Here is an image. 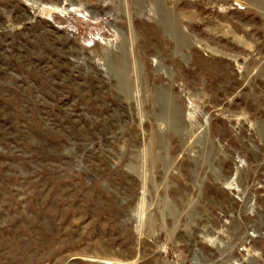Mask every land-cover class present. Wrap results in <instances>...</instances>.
Returning a JSON list of instances; mask_svg holds the SVG:
<instances>
[{
  "label": "rangeland",
  "instance_id": "obj_1",
  "mask_svg": "<svg viewBox=\"0 0 264 264\" xmlns=\"http://www.w3.org/2000/svg\"><path fill=\"white\" fill-rule=\"evenodd\" d=\"M0 264H264V0H0Z\"/></svg>",
  "mask_w": 264,
  "mask_h": 264
}]
</instances>
